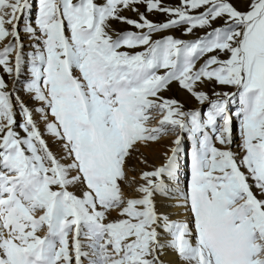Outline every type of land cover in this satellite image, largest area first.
Instances as JSON below:
<instances>
[{"label":"snow or ice","instance_id":"snow-or-ice-1","mask_svg":"<svg viewBox=\"0 0 264 264\" xmlns=\"http://www.w3.org/2000/svg\"><path fill=\"white\" fill-rule=\"evenodd\" d=\"M241 3L0 0V264H264V0Z\"/></svg>","mask_w":264,"mask_h":264},{"label":"rangeland","instance_id":"rangeland-1","mask_svg":"<svg viewBox=\"0 0 264 264\" xmlns=\"http://www.w3.org/2000/svg\"><path fill=\"white\" fill-rule=\"evenodd\" d=\"M162 2L166 5V6H176V5H179L180 3V0H162ZM231 2L234 4V6H236L239 10H242V11H246L247 10V5L246 4H243L241 3V0H231ZM141 11H144V7L141 6L140 8ZM36 13V8L35 6L33 7L32 9V16L34 17ZM123 15L125 16H128L130 18H136L134 16V14L130 11H125L122 13ZM150 20H154V21H162L165 19V16L160 14V13H153L151 15H149L148 17ZM222 23V22H221ZM113 24V27L115 29H117L118 31L119 30H124V29H127V30H132V31H135L134 28H130L129 26L125 25V24H121L119 22H116V21H113L112 22ZM214 26H219V23L214 25ZM173 35L174 37L176 38H182V39H192V38H195V36H202L204 34V32L202 30H196L195 33L190 37V36H184L182 34L181 31L179 30H172V31H169V32H165V33H162L160 36H155L154 38H161L163 35ZM142 49H136L135 51H140ZM221 59H227V54H224V55H221L220 57ZM200 63H203V61H200ZM5 79L8 80V77L5 76ZM12 85H11V82L9 80V88H11ZM178 90L180 91H184L182 89H180L179 85L176 84V83H173V85L170 87V90L169 91H166L163 93L164 96L166 97H170V98H175L177 100H179L183 105H184V108L185 110H189V109H197V108H200V105L197 103V101L194 100V98H192L190 96V98L193 100V101H188L186 99H182L183 97H181V95H179L178 93ZM207 90V89H206ZM217 91H234L235 89H232V88H228V87H217L216 89ZM186 92V91H184ZM187 93V92H186ZM188 94V93H187ZM189 95V94H188ZM233 110L236 109V107H238V105H233ZM202 110H206V106L204 107V109ZM158 119H159V116H157V119L155 120H152L151 122V126H156L157 125V122H158ZM17 120L18 121H21V118L19 115H17ZM22 122V121H21ZM19 131V129H17ZM239 130H238V121L234 122V131H233V135H236L235 137V140L236 141H239L240 143V138H239V134H238ZM23 134V133H21ZM169 137V136H168ZM49 147L51 148V146L49 145ZM185 147L187 148V152L184 153V159H185V168H187V160H188V156L190 155V146L188 144L185 145ZM51 150L53 151V149L51 148ZM233 150L234 151H237L239 152V148L237 150H235L234 148V145H233ZM255 191V189H253ZM126 192H128V189H125ZM129 195H132L131 192H129ZM41 235H44V233H40Z\"/></svg>","mask_w":264,"mask_h":264},{"label":"bare ground","instance_id":"bare-ground-1","mask_svg":"<svg viewBox=\"0 0 264 264\" xmlns=\"http://www.w3.org/2000/svg\"><path fill=\"white\" fill-rule=\"evenodd\" d=\"M25 43L26 44L28 43L27 39L25 40ZM28 50H30V49L29 48L25 49V51H28ZM178 93H179V95H181V97H183L182 98L183 100L186 99L188 101H190V100L193 101L190 98V95H188L186 92L178 90ZM49 119H51V117H49ZM151 123L152 122H150V124ZM233 136H234V148H235V150H237L238 148L236 147V145L239 144V141L235 140L236 135H233ZM45 139L48 140V143L51 146V148L53 149V152L58 157L63 155L62 149L60 148L58 143H54L52 138L49 137L47 134H45ZM172 139H174V137L166 136V137H163L159 143L151 144L148 147H140L139 152L135 153L133 155V157L128 161L127 167L129 169V171H128L129 178L135 177L137 182H141V181H139V175H140L141 171L151 170L153 167L161 165L164 162L163 153L166 151V149L170 145ZM142 158L147 160V164L141 163ZM181 160L186 165L183 154L181 156ZM133 168H134V171L132 170ZM70 190L73 191L78 196L81 195V188L80 187H72V188H70ZM126 193L129 194V192H126ZM133 194L134 193H132V195ZM116 218H118V217H117L115 212H113L109 216V219H116ZM162 259H164L166 262L168 260H176L177 264H180L178 257H175L171 254L163 256Z\"/></svg>","mask_w":264,"mask_h":264}]
</instances>
